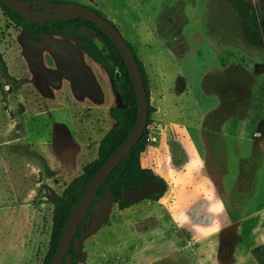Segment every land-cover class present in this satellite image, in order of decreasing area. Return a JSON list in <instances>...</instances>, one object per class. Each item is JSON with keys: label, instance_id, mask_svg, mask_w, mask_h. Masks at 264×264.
I'll return each mask as SVG.
<instances>
[{"label": "rangeland", "instance_id": "1", "mask_svg": "<svg viewBox=\"0 0 264 264\" xmlns=\"http://www.w3.org/2000/svg\"><path fill=\"white\" fill-rule=\"evenodd\" d=\"M63 1L100 11L142 60L156 109L142 156L169 181L158 202L120 209L111 194L94 200L78 264H258L264 0H250L259 46L245 38L232 0ZM81 47L57 34L29 50L0 6V52L23 81L11 90L0 77V264L44 263L56 211L44 190L60 196L115 124L113 80Z\"/></svg>", "mask_w": 264, "mask_h": 264}, {"label": "trees", "instance_id": "2", "mask_svg": "<svg viewBox=\"0 0 264 264\" xmlns=\"http://www.w3.org/2000/svg\"><path fill=\"white\" fill-rule=\"evenodd\" d=\"M37 1V4H29L27 8L33 12H50L52 8L75 6L63 0ZM232 5L242 18V28L245 38L252 45L259 46L262 42V32L254 3L250 0H232ZM0 6L12 21L23 29L24 41L29 50L38 46L42 42V37L46 35L62 34L74 37L81 43L84 52L91 60L106 68L113 80L114 90L121 101V105L114 106L110 109L115 124L101 140L98 157L84 167L82 174L71 181L60 196L57 195V197L53 198L54 193L50 196V201L55 204L56 209L54 233L51 240L50 252L43 264H52L63 231L70 218L77 211L79 205L84 201L93 177L108 157L122 144L137 122L139 116L138 98L131 73L121 52L112 39L94 22L84 17L32 21L8 5L0 2ZM92 9L104 16L119 30L118 26L112 20L108 19L95 8ZM126 42L138 62L142 73L145 93L149 100L146 127L140 139L117 164L95 197L96 201L105 197L107 194H111L118 201L120 209H126L144 199L157 202L168 190V181L153 168L144 167L141 162L142 153L150 143L151 133L149 127L153 122L152 114L156 109L151 104L149 78L145 66L137 56L130 42L128 40ZM0 77L3 79L2 84H8L11 90L19 88L23 82L21 79L10 74L1 52ZM260 130L264 133V119L261 123ZM147 185L151 186V192L134 200L133 197L136 190ZM86 219L87 216L78 225L73 241L68 248L64 263L69 258H73L74 264H78L77 260L83 258V249L81 247V251L78 252L75 241L77 238H81L82 240V226ZM251 253L258 264H264V243L253 247Z\"/></svg>", "mask_w": 264, "mask_h": 264}, {"label": "water", "instance_id": "3", "mask_svg": "<svg viewBox=\"0 0 264 264\" xmlns=\"http://www.w3.org/2000/svg\"><path fill=\"white\" fill-rule=\"evenodd\" d=\"M1 3L8 5L26 18L32 21H47L50 19H64V18H74V17H84L96 25H98L116 44L119 51L121 52L125 62L131 73V77L135 86L138 104H139V116L135 123L133 129L127 135L125 140L120 146L108 157L105 163L101 166L98 172L92 179V182L86 192L84 201L79 205L77 211L68 221L63 234L61 236L59 245L57 247L52 264H74V259L69 258L65 263L64 259L66 257L68 248L73 241L76 229L78 225L83 221L86 214L88 213L95 197L100 190L103 183L110 176L117 164L124 158V156L134 147L137 141L142 136L147 121L149 100L145 93L142 73L140 71L138 62L134 56V53L128 46L125 38L122 36L120 31L113 26L104 16L99 14L94 9L88 6H81L77 8L74 7H62V8H52L50 12H33L27 8L29 4H37V0H0ZM67 8H74L75 12L66 13L63 10ZM152 190L150 185L142 187L136 190L133 197L134 200L143 197L144 195L150 193ZM57 197L56 194L53 198ZM82 240L77 238L75 241V246L77 251H81Z\"/></svg>", "mask_w": 264, "mask_h": 264}, {"label": "crops", "instance_id": "4", "mask_svg": "<svg viewBox=\"0 0 264 264\" xmlns=\"http://www.w3.org/2000/svg\"><path fill=\"white\" fill-rule=\"evenodd\" d=\"M109 19V18H108ZM57 35V34H56ZM60 35H62V34H60ZM63 36H66V35H63ZM68 37H72V36H68ZM77 47H78V45H77ZM81 49L83 50V48L81 47ZM74 52H76V53H78L77 51H75V49H74ZM84 54H85V52H84ZM86 55V54H85ZM88 57V56H87ZM141 162H142V165L144 166V167H150V168H153V165L151 164V163H149V161L148 162H145L144 161V159H143V156L141 157ZM154 169V168H153ZM155 170V169H154ZM159 174V173H158ZM165 178V177H164ZM166 179V178H165ZM167 180V179H166ZM168 181V180H167ZM168 187H169V181H168ZM184 188H182L181 189V191H180V193H181V195L183 196L184 194L186 195V198H185V196H183V200H187V191H184L183 190ZM187 189V188H186ZM168 191V190H167ZM167 193V192H166ZM164 197V196H163ZM162 197V198H163ZM161 198V199H162ZM185 200V201H186ZM160 201V200H159ZM158 202V201H157Z\"/></svg>", "mask_w": 264, "mask_h": 264}, {"label": "built area", "instance_id": "5", "mask_svg": "<svg viewBox=\"0 0 264 264\" xmlns=\"http://www.w3.org/2000/svg\"><path fill=\"white\" fill-rule=\"evenodd\" d=\"M53 193L50 191V192H48L47 190H44V196H43V199L44 200H48L49 199V196H51ZM42 204H44V201H43V203Z\"/></svg>", "mask_w": 264, "mask_h": 264}]
</instances>
